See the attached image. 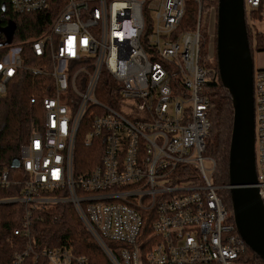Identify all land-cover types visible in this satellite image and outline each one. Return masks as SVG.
Here are the masks:
<instances>
[{"label":"built area","instance_id":"built-area-1","mask_svg":"<svg viewBox=\"0 0 264 264\" xmlns=\"http://www.w3.org/2000/svg\"><path fill=\"white\" fill-rule=\"evenodd\" d=\"M216 1L9 0L14 13L48 21L36 38L6 46L0 97L19 71L50 79L45 97L29 100L40 120L18 167L0 169V190L15 193L0 204L24 209L14 235L26 244L11 264H91L70 248L33 249V211L58 203L71 204L108 264H246L248 248L203 168L204 161L215 167L203 154L205 87L219 78L211 67ZM188 2L196 8L190 29ZM243 6L257 52L264 30L253 24L264 21V0ZM252 86L256 187L264 203V69H253ZM78 138L99 154L83 174L74 170Z\"/></svg>","mask_w":264,"mask_h":264},{"label":"trees","instance_id":"trees-1","mask_svg":"<svg viewBox=\"0 0 264 264\" xmlns=\"http://www.w3.org/2000/svg\"><path fill=\"white\" fill-rule=\"evenodd\" d=\"M214 3L216 8L217 1ZM195 20L196 8L188 2L184 26L192 28ZM47 21L48 18L39 14H16L12 11L9 0H0V60L6 53L7 45L36 38L43 31ZM247 37L253 57L254 51L251 49L248 29ZM256 51H264V38L261 34H257ZM26 52L30 53V48H26ZM30 62L24 64L31 65ZM211 67L217 71L215 58ZM49 83L48 77L34 72L19 71L8 83L6 94L0 97V169L11 170L12 159L19 157L20 148L28 141L35 120H40V115L38 116L36 111L38 105H31L29 100L31 97L37 100L44 98L46 92H42V88ZM205 95L209 100L207 117L210 130L205 141L204 155L214 160L212 183L222 188L228 184V148L232 127L231 98L221 86L219 78L206 83ZM98 163L99 154L95 145H87L78 138L74 153L76 174L88 172ZM188 172V175L193 174L192 170ZM217 193L226 209L231 210L227 190H218ZM14 195L11 189L0 190V200ZM23 214V206L19 203L0 204V264H11L13 254L22 251L26 244L25 238L14 235V231L20 227ZM30 241L35 251L70 248L75 255L88 258L91 264H108L69 203H58L47 210L33 211ZM109 245L114 246L113 243ZM241 261L246 264H264L249 249ZM38 264L46 262L40 260Z\"/></svg>","mask_w":264,"mask_h":264},{"label":"water","instance_id":"water-1","mask_svg":"<svg viewBox=\"0 0 264 264\" xmlns=\"http://www.w3.org/2000/svg\"><path fill=\"white\" fill-rule=\"evenodd\" d=\"M215 59L221 86L231 98L228 148L231 218L247 248L264 262V203L256 187L254 158L253 60L248 44L243 0H217ZM12 159L11 168H17Z\"/></svg>","mask_w":264,"mask_h":264},{"label":"rangeland","instance_id":"rangeland-1","mask_svg":"<svg viewBox=\"0 0 264 264\" xmlns=\"http://www.w3.org/2000/svg\"><path fill=\"white\" fill-rule=\"evenodd\" d=\"M210 15H212V14H210ZM211 21H212V16H210L208 19L209 26L212 25ZM253 25H254V28L256 29V31L262 32L264 30L263 29L264 21L257 20L256 22H254ZM208 42H209V40L207 39V46H208ZM252 60H253V69H264V51L254 52ZM203 156L205 158H209V159L213 160L209 156H206L204 154H203ZM203 168L206 171V175H210V179H211V183H212V178L214 175L215 167L211 170V168H212L211 163L208 161H204L203 162ZM210 170H211V173H210ZM19 172H20V170L15 171V173H19ZM207 178H208V176H207ZM212 185L215 186L213 183H212ZM215 187H218V190H222V189L225 190L224 187H222V188L219 186H215ZM228 215L231 216V212H229Z\"/></svg>","mask_w":264,"mask_h":264}]
</instances>
